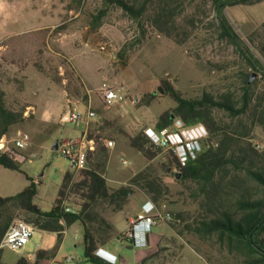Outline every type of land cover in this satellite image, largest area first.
<instances>
[{
  "label": "rangeland",
  "instance_id": "rangeland-1",
  "mask_svg": "<svg viewBox=\"0 0 264 264\" xmlns=\"http://www.w3.org/2000/svg\"><path fill=\"white\" fill-rule=\"evenodd\" d=\"M57 1V63L51 67L38 66L37 69L48 73L57 83L59 92L65 89L70 94L79 92V95L90 96L91 109L97 117L89 127L93 122L97 123L88 136L99 139L101 144L91 152V155L97 152L93 160L102 165V174L111 188H130L123 208L105 201L96 205L98 221L93 223V229L99 241L106 242L99 249L110 246L128 264H246L247 258L220 243L218 236L203 239L191 231V227L200 224L202 219L216 218L226 211L238 212L237 202L243 194H261L260 187L247 176L246 171L230 166L227 172L216 177L207 191H202L198 183L184 180L182 175L176 176L180 170L176 164H170L175 158L170 151L164 150L149 162L124 135V132L136 134L140 131L147 135L146 130L155 129L164 112L176 107V102L166 92L159 91L164 80L186 98L201 97L205 92L216 97L229 93L239 97L243 93L244 74L256 72L232 42L218 35L215 0H169L172 6L177 3V7H173L176 8L173 25L169 26L156 23L160 8L158 0L142 20L143 28L140 22L132 20L118 6H111L101 25L93 27L94 18L105 7L104 0ZM7 2L5 8L10 12L21 10L22 6L16 0ZM221 8L225 16L227 11L233 10L224 4ZM234 9L240 10L241 19L245 21L235 30L264 66V2ZM158 25L164 28V33ZM72 30L77 31L73 39L78 46L84 40H97L89 46L67 48ZM16 38L0 39V47ZM102 46L106 49L102 50ZM253 82L256 95L262 94L264 77L258 75ZM108 87L121 90L126 101L107 108L99 89ZM79 104L76 106L80 112L89 110L87 103ZM22 108L25 109L20 107L18 110ZM72 108L74 106L70 110ZM215 114L221 126L230 127L233 140L228 142L229 150L240 153L243 148L263 165L264 126L260 116H255L253 110L238 119H232L223 111ZM34 124L35 121L21 125L32 137L26 148H16L25 152L26 159L17 161L21 172L0 165V196L9 197L22 192L30 183L28 177H31L41 183L36 202L44 212H49L56 206L65 175L73 170L71 160L55 150L54 145L57 140L80 137L82 126L49 127L43 135L50 134L39 138L35 131L31 132ZM176 124L170 130L176 131ZM223 138L220 131L212 137V142L220 143ZM109 141H114L115 146L108 147ZM124 159L129 162L127 165L123 163ZM142 171H147L146 178L132 184V178ZM82 194L74 192L72 196L73 205L78 210L84 202ZM149 201L168 211L172 220L162 222L155 229L158 234L148 237L153 255L149 260L138 263L142 250L129 247L132 221L139 220L144 214V204ZM7 214L4 213V222L8 219ZM11 215V224L16 220L29 223V215L23 211L12 210ZM70 230L76 238H84V228L79 223ZM42 236L43 232L37 230L27 249H32ZM46 237L50 241L54 238L50 233Z\"/></svg>",
  "mask_w": 264,
  "mask_h": 264
},
{
  "label": "trees",
  "instance_id": "trees-1",
  "mask_svg": "<svg viewBox=\"0 0 264 264\" xmlns=\"http://www.w3.org/2000/svg\"><path fill=\"white\" fill-rule=\"evenodd\" d=\"M263 1L215 0V27L218 35L221 39L232 42L241 51L249 67L256 72L244 74L243 93L239 97L232 93L216 97L212 93L205 92L201 97L186 98L169 81L164 80L163 88L165 92L177 105L172 111L164 112L159 117L155 128L159 132L171 129L177 120L182 121L185 127L202 124L207 128L209 136L202 142V149L185 166L181 164L175 153L170 151L175 157L172 162L170 161V164H176L180 170V173H176V176L182 175L184 180L189 179L198 183L202 191L211 186L219 174L227 172L230 166L237 170L246 171L247 176L258 184L261 194L258 196H253L251 193L243 194L237 202L238 212L230 213L226 211L221 213L219 217L202 219L200 224L191 227V231L202 236L203 239L218 236L220 243L228 246L231 251L243 254L247 258L246 264H264V240L262 239L264 233V163L261 165L260 162H257V159L243 148H241L240 153L229 150L228 142L233 140L229 130L230 127L221 126L215 113L216 111H223L232 119H238L253 110L255 116H260L261 125L264 126V92L256 95L252 80L258 75L264 77V66L250 52L247 44L224 15L221 4L225 6H252ZM156 3H158V0H104L105 7L100 10L99 16L94 18L93 27L98 28L101 25V20L107 15L111 6H118L132 20L140 22L143 28L142 20L150 6ZM158 5L160 8L156 23L160 25L163 23L165 26L173 25V16L176 9L173 7H177V3L172 6L169 0H159ZM158 27L164 33V28L159 25ZM168 36L170 37V35ZM150 96L153 97V95ZM24 112V108L21 110L9 108L6 102V94L0 90V139L9 135L13 125L24 121ZM220 131L224 135L223 140L220 143L212 142V137ZM124 135L128 138L131 146L141 152L149 162L165 150L164 147L154 144L143 131L136 134L124 132ZM100 146L99 143L98 147ZM106 150L104 148L105 152ZM96 153L89 154L87 168L80 171L72 189V194L83 192L84 202L80 210L76 213H63L59 209L61 199L65 195L66 188L73 176L72 171H68L65 175L63 185L59 191L57 205L49 212L42 211L36 202L39 196V184L41 183L28 177L30 183L22 192L9 197L0 196V227H2L0 238L4 237L11 226L13 220L12 210L23 211L29 215L27 221L35 228L58 232L59 235H62L66 230V226L80 223L85 231V260L94 264H111L98 254L100 245H105L106 242L99 241L93 229V223L98 221L95 208L101 201L115 204L119 209L123 208L130 195V188L126 186L111 188L109 186L107 178L102 174V165L93 160ZM0 165L5 169L21 172L14 155L10 156L8 153L0 154ZM146 173L147 171H142L135 175L132 178V184L142 182L146 178ZM4 213H8V219L5 222L3 221ZM103 221L105 222V220ZM129 240H132V238H129ZM47 255V251H40L37 254L38 258H44ZM0 264L4 263L0 262ZM18 264L31 263L23 258Z\"/></svg>",
  "mask_w": 264,
  "mask_h": 264
},
{
  "label": "crops",
  "instance_id": "crops-1",
  "mask_svg": "<svg viewBox=\"0 0 264 264\" xmlns=\"http://www.w3.org/2000/svg\"><path fill=\"white\" fill-rule=\"evenodd\" d=\"M16 1L22 6L18 12H10L5 8L6 4H8L7 0L0 1L2 9L0 11V39L18 37L16 40L8 43V45L2 46V52L0 53V90L5 92L9 108L18 110L20 107H25V112L24 121L13 125L9 135L0 139V154L8 153L10 156L14 155L15 160L18 161L22 158L26 159L25 152L16 150L14 143L17 133L24 131L21 125L30 124V122L35 121L36 124L31 126V132L35 131L37 137L45 138L50 133L48 132L44 136L43 132L49 127L74 125L70 122L71 107H77V103H87L88 109H90L92 107V99L83 93L79 95V92L77 94H70L65 89L59 92L57 83L48 76V73L37 69L38 66L51 67L57 63L58 39L56 30L58 27V1ZM242 6L247 5L228 6L233 8V10L227 11L226 16L236 30L245 21L241 19L242 14L240 10L236 11L234 8L238 9ZM76 32L70 31L69 34L72 39L68 42L67 48L82 47L83 45L89 46L91 42L97 40H84L78 46L73 39V35ZM63 85L65 84L63 83ZM84 100L86 101L84 102ZM29 108H33V111H30ZM95 122H93V125ZM93 125L92 127H87L85 124L81 125V136L76 139L88 134L95 126ZM61 141L62 139L59 142ZM55 148L56 143L54 145ZM55 150L58 151V149ZM75 224L66 226V230L62 235H59L58 232L36 228L35 232L39 230L43 232V236L32 249H27L26 247L20 252L3 249L0 251V262L4 264H18L24 258L31 264H94L85 260V238H76L71 234L70 229ZM155 229L151 237L154 234H158ZM1 233L2 227H0V235ZM49 233L54 236L52 241L46 237ZM2 238H0V241ZM129 243L130 248L142 250L139 254L138 263L147 261L152 257L153 252L150 246L145 248L137 247L134 240H130ZM103 249L105 252L107 251L108 256H111L113 259L117 258L116 264H128L118 253L112 251L110 246ZM40 251H47L48 255L44 258H38L37 254Z\"/></svg>",
  "mask_w": 264,
  "mask_h": 264
},
{
  "label": "built area",
  "instance_id": "built-area-1",
  "mask_svg": "<svg viewBox=\"0 0 264 264\" xmlns=\"http://www.w3.org/2000/svg\"><path fill=\"white\" fill-rule=\"evenodd\" d=\"M1 49L2 47H0ZM105 49V46H102V50ZM99 92L107 108L126 101V96L121 90L108 87L101 89ZM29 110L33 111V108H29ZM96 117L97 113L91 108L85 113L80 112L77 107L72 108L70 111V122L77 127L84 124L88 127L90 122L96 119ZM176 129V131L165 129L159 132L156 129L149 128L146 130V133L154 144L164 147L165 150L173 151L181 164L185 166L202 149V142L208 137V131L202 124L185 127L180 120L176 124ZM30 139L29 134L24 131H19L14 139L15 147L17 149L26 148ZM99 143V139L90 138L88 134L76 140H62L59 143L58 150L65 157L69 158L73 165V176L59 206V209L63 213H76L78 211L72 202V189L80 171L87 168L89 154L97 150ZM115 144L114 141H109L107 146L111 148ZM123 163L127 165L129 162L124 159ZM143 213L138 221H132L133 231L130 235V238L135 241V245L141 248L149 246L148 237L151 236L153 230L158 225L162 222L172 220V215L168 211L161 210L151 201L144 204ZM35 230L36 228L32 224L22 220L14 221L0 241V251L3 249H8L12 252L22 251L31 242ZM98 254L111 264L117 263V258L113 259L111 256H108L103 248L98 250Z\"/></svg>",
  "mask_w": 264,
  "mask_h": 264
},
{
  "label": "water",
  "instance_id": "water-1",
  "mask_svg": "<svg viewBox=\"0 0 264 264\" xmlns=\"http://www.w3.org/2000/svg\"><path fill=\"white\" fill-rule=\"evenodd\" d=\"M254 78H252V80H253ZM159 91L161 92V93H165V89L163 88V87H160L159 88ZM59 148V141L58 142H56V148L55 149H58ZM178 177H180V175H178Z\"/></svg>",
  "mask_w": 264,
  "mask_h": 264
},
{
  "label": "bare ground",
  "instance_id": "bare-ground-1",
  "mask_svg": "<svg viewBox=\"0 0 264 264\" xmlns=\"http://www.w3.org/2000/svg\"><path fill=\"white\" fill-rule=\"evenodd\" d=\"M107 252V251H106ZM108 253H110V252H108ZM107 254V253H106Z\"/></svg>",
  "mask_w": 264,
  "mask_h": 264
}]
</instances>
